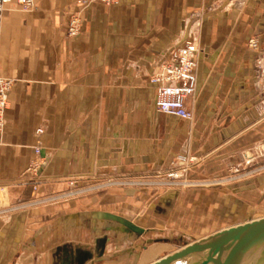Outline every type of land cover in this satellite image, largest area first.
I'll list each match as a JSON object with an SVG mask.
<instances>
[{
	"label": "crops",
	"instance_id": "1",
	"mask_svg": "<svg viewBox=\"0 0 264 264\" xmlns=\"http://www.w3.org/2000/svg\"><path fill=\"white\" fill-rule=\"evenodd\" d=\"M77 10L78 0H36L28 10L8 5L0 21V73L14 80L0 184L10 204L20 202L0 216V264H95L112 245L119 253L148 235L183 234L166 225L185 201L213 199L224 217L250 220L251 196L264 192V0L95 2L82 10L73 38ZM253 37L258 50L248 47ZM187 39L199 47L196 92L186 101L191 120L156 109L149 77ZM38 145L44 164L34 191L26 169ZM179 153L201 158L192 177L232 182L158 189V196L93 185L160 173ZM84 184L94 192L42 201Z\"/></svg>",
	"mask_w": 264,
	"mask_h": 264
},
{
	"label": "rangeland",
	"instance_id": "2",
	"mask_svg": "<svg viewBox=\"0 0 264 264\" xmlns=\"http://www.w3.org/2000/svg\"><path fill=\"white\" fill-rule=\"evenodd\" d=\"M153 72V71H152ZM151 75V73H150ZM149 75V77H150ZM246 154L251 156L252 152L247 151ZM180 156H184L185 160H182ZM187 157V158H186ZM33 160V158H32ZM30 162V165L32 163ZM44 161V160H43ZM201 164V158L197 155L188 156V154L179 153L174 157L170 163V166L167 169L162 170L160 173H150L143 176L129 175L123 179L118 180H107L106 185L103 182L94 183L93 185H99L101 183L102 189L108 187L109 184L127 186V187H138V188H147L151 189V195L158 196V193L161 189L165 188H180L183 190H188L191 188H199L200 185H209L216 187L217 185L222 186L223 184H229L232 182L230 176L223 177H214L211 180H207L201 177H192L190 170L192 166H198ZM29 165V167H30ZM258 168L259 165H256ZM28 167V168H29ZM26 169V179L31 186L32 190H37L41 181L39 180L40 176H34L31 171ZM258 171V170H257ZM244 172V171H242ZM240 172V173H242ZM173 173L175 176H170ZM239 173V174H240ZM235 175V174H233ZM71 185L73 180H70ZM88 184L82 186H73L67 190H64L59 193L50 194L48 197L44 198V202H59L65 201L72 197H80L87 194H90L94 191L87 190ZM159 189V191H158ZM100 190V188H99ZM155 191H157L155 193ZM154 193V194H153ZM194 199V198H193ZM3 201V210L0 214L9 212L11 209H18L17 204H10L9 198V188L0 184V201ZM195 200V199H194ZM214 200L211 199L207 203H199L194 205L193 202L185 201L180 204L179 216L173 219L170 224L166 227L170 230H180L183 231V234L172 233L170 232L167 237L163 236H153L148 235L143 237V243L136 248H130L126 251H121L119 253L115 252L114 245H112V250L110 255L105 257H98V260L95 264H146L154 260L159 259L160 257L175 251L182 246L188 244L191 241H194L200 237L206 236L210 233H214L217 230L234 226L236 224L245 222L249 217L242 216L240 218H235L234 216L228 218L224 217L223 214H219L216 208H213ZM251 202L256 206V210L251 217H260L264 216V192H258L251 196ZM191 203V204H190ZM184 204V205H183ZM188 205V206H187ZM187 207V210L183 207ZM179 234V235H178ZM150 238V239H149ZM149 239V240H148ZM137 243L136 245H138ZM113 252V253H112ZM141 255V257L139 256ZM104 256V255H103ZM95 257V256H94ZM97 258V257H96Z\"/></svg>",
	"mask_w": 264,
	"mask_h": 264
},
{
	"label": "built area",
	"instance_id": "3",
	"mask_svg": "<svg viewBox=\"0 0 264 264\" xmlns=\"http://www.w3.org/2000/svg\"><path fill=\"white\" fill-rule=\"evenodd\" d=\"M36 0H0V21L8 5L14 4L24 10L35 6ZM103 3L107 5L118 4L120 0H78L80 10L75 11L69 19L68 35L76 38L82 29L81 12L92 3ZM260 41L253 37L249 40L248 47L258 50ZM199 47L193 39H187L175 46L163 56L150 75V82L155 85L154 104L160 112L175 117L191 120L192 111L186 106V101L193 96L197 87V66ZM14 80L0 73V138L5 126V113L9 106V95ZM42 127L37 128V134L43 133ZM185 160L184 156H180ZM187 158V157H186ZM43 155L41 146H35L34 157L28 171L34 176H40L43 168ZM3 201H0V214L4 212Z\"/></svg>",
	"mask_w": 264,
	"mask_h": 264
},
{
	"label": "water",
	"instance_id": "4",
	"mask_svg": "<svg viewBox=\"0 0 264 264\" xmlns=\"http://www.w3.org/2000/svg\"><path fill=\"white\" fill-rule=\"evenodd\" d=\"M151 264H264V217L217 230Z\"/></svg>",
	"mask_w": 264,
	"mask_h": 264
},
{
	"label": "bare ground",
	"instance_id": "5",
	"mask_svg": "<svg viewBox=\"0 0 264 264\" xmlns=\"http://www.w3.org/2000/svg\"><path fill=\"white\" fill-rule=\"evenodd\" d=\"M155 86V85H154ZM170 176H175L173 173H171L170 174ZM261 217H264V216H260V217H253L252 219H250V220H254V219H259V218H261ZM247 221H249V220H247ZM247 221H245V222H247ZM242 223H244V222H242ZM240 224V223H239ZM237 225V224H236ZM210 234H212V233H210ZM209 235V234H208ZM207 236V235H206ZM203 237H205V236H203ZM203 237H200V238H203ZM200 238H198V239H196V240H199ZM196 240H194V241H196ZM194 241H191V242H189L188 244H190V243H192V242H194ZM187 245V244H186ZM185 246V245H184ZM184 246H182V247H184ZM178 250V249H177ZM176 251V250H175ZM172 252H174V251H172ZM171 253V252H170ZM169 254V253H168Z\"/></svg>",
	"mask_w": 264,
	"mask_h": 264
}]
</instances>
